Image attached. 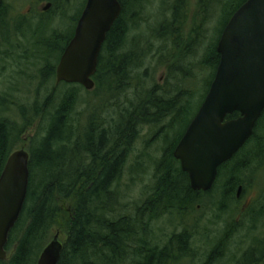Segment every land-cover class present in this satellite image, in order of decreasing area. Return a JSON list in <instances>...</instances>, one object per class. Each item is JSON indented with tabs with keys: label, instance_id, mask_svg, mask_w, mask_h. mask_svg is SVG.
<instances>
[{
	"label": "trees",
	"instance_id": "trees-1",
	"mask_svg": "<svg viewBox=\"0 0 264 264\" xmlns=\"http://www.w3.org/2000/svg\"><path fill=\"white\" fill-rule=\"evenodd\" d=\"M12 1L15 6L22 0ZM45 1L50 2V10L39 15L35 22L28 20L27 15L13 17L11 7L6 8L7 0L0 4V60L18 62L29 58L28 50L33 51L31 57L43 61L39 69L41 86L55 79L56 64L73 35L85 0H79L81 3L72 17L67 20L63 17L62 25L67 27L64 32H48L47 18L53 12L59 13L61 8L66 7L62 14L67 8L72 10L75 0ZM118 1L122 11L106 34L94 74L95 85L85 91L86 96L81 94L84 90L81 85L60 82L43 99L35 96L28 111L15 101L11 91L16 84L0 95V113L18 105L17 113L22 117V124H18L0 115V174L33 118L40 115L46 120L42 134L37 133L28 147L26 198L8 234L4 247L7 257L0 264H35L56 231L64 234L57 264H191L195 235L184 217L206 205L213 212L233 209L243 216L240 221L226 222L205 259L192 263L219 264L232 236L247 226L244 221L252 222L254 228L260 222L264 192L256 206L241 212L237 188L241 186L242 193L249 186V179H245L248 169L264 167V109L250 138L218 167L210 190L192 189L187 173L173 156L213 79L219 61L216 44L221 31L245 0H199L195 21L184 39L180 34L185 23L186 0H160L164 18L156 27L146 26V29L141 19L149 16L143 15L144 9L153 0ZM218 10V19L207 33V25ZM67 21L69 26L64 25ZM216 26L218 33L213 41L212 31ZM154 39L162 41L157 47L158 58L168 59L177 52L175 67L169 68L166 83L154 82L150 88H142L141 82H136L139 88L128 93L135 81H140L136 77L155 46ZM20 49L25 52L19 54ZM207 69L210 78L192 111L196 94L190 82L204 77ZM81 113L85 116L83 121L78 116ZM238 115L233 112L226 118ZM142 125L153 127L152 136L160 137L163 145L160 156L152 163L151 183L143 187L144 196L138 201L134 199L131 206L129 201L124 203L129 195L121 189L120 180ZM144 164L140 155L139 159L136 155L131 166L133 178ZM206 196L210 197L208 204ZM166 216L169 220L178 218L181 228L159 237L155 225ZM193 224L196 226V222ZM231 259L233 264L263 262L264 235L253 239L240 256Z\"/></svg>",
	"mask_w": 264,
	"mask_h": 264
},
{
	"label": "water",
	"instance_id": "water-1",
	"mask_svg": "<svg viewBox=\"0 0 264 264\" xmlns=\"http://www.w3.org/2000/svg\"><path fill=\"white\" fill-rule=\"evenodd\" d=\"M48 7L49 3L43 9ZM120 11L118 0H86L57 62L56 84L77 83L87 90L94 87L92 76L101 46ZM216 51L219 61L210 86L173 150L194 190L212 188L218 167L250 138L264 109V0H245L236 8L221 31ZM233 112H238V117L226 118ZM28 162V151L15 149L0 174V260L7 257L8 234L26 198ZM240 190L241 186L237 195ZM61 250L56 233L35 264H57Z\"/></svg>",
	"mask_w": 264,
	"mask_h": 264
},
{
	"label": "rangeland",
	"instance_id": "rangeland-1",
	"mask_svg": "<svg viewBox=\"0 0 264 264\" xmlns=\"http://www.w3.org/2000/svg\"><path fill=\"white\" fill-rule=\"evenodd\" d=\"M166 1L172 2L173 0ZM186 1L187 3L185 4L183 11V20L185 23H183L184 27H182L180 34L183 39L191 29L193 21H195L194 18L198 13L197 11L199 3V0ZM12 3V0H7L8 5L6 8L9 9V7H11V15L13 17L27 15L28 20H32L34 22L37 20L39 15L41 16L42 13H48L51 7L50 4L47 10L43 12L42 9L48 3H50L45 0L40 2L38 0H22L20 4L16 3L15 6ZM80 3L79 0H75L74 8L72 10H69L67 8L66 12L63 14L61 12L63 8L60 9L59 13H51V18H47V21L49 22L47 26L48 32L53 30L64 32L65 30H67V27L62 25V19L63 17H66L67 20L68 17H72L76 13V7L78 8ZM147 7L148 8L144 9L145 12L143 15L149 16L146 18V20L141 19V21L144 22L143 25H145V29L146 26L156 27L158 22H160L164 18V12L160 0L151 1ZM219 13L220 11L218 10L212 17V21L210 22V24L207 25V33L211 32L214 25L213 23L216 19H218L217 15L219 16ZM59 19L60 21H58ZM66 24L67 26H69L70 23H68V21L64 22V25ZM217 33L218 26L213 29L211 40L214 41L216 39ZM161 42V40L154 39L155 46L152 47V52H150L149 56L146 57L144 67H142V69L139 71L140 75H136L138 76L136 78L140 79V81H135V85L133 86L132 84L133 89H129L128 93L134 91L135 88H139L138 83L136 82H141L139 84L142 85V88H150L154 82L166 83L164 81H166L167 79L169 68L175 67L177 61L175 57L177 55V52H175L174 56H171L168 59H164L162 57L158 58L157 56L159 55V49L157 47H159L158 45ZM146 48L149 47L146 46ZM24 52V49H20L18 53L21 54ZM27 52L29 54V58H21L18 62H13L12 60L8 59L4 61L0 60V95L3 94L4 91H8V87L10 85H12L13 83L16 84V87H13L11 91L15 96V101L18 105H23V107H25L29 111V108L31 106L30 103L34 101L35 96L39 99H43L45 95L49 93L52 87H58L61 84H56V79L51 78L46 83L44 82L45 84L41 86L42 80L39 77V69L41 68L43 61H40L38 58L31 57L33 51L28 50ZM143 72H145V74H143ZM203 76L204 77L199 76V79L197 81L192 80L190 82L191 89L196 94L192 100V111L196 108V105L201 100L202 93L204 92L207 81L210 78V70H205ZM93 80L95 81V77H93ZM185 84L188 85V83ZM85 91L88 90L84 89L81 91V94L83 96H86ZM18 105H11L9 110L0 113V115L7 116L12 120L18 121V124H22V117H19L17 113ZM78 116L79 118H82V121L85 119V116L82 113L78 114ZM32 121V124L28 125L24 130L20 140L16 142L13 150L24 148L28 151L31 139L33 140L37 133L42 134L43 127L46 124V120H43L42 117L38 115V117L35 116ZM153 132L154 128L150 127L149 125H142V127H140L138 138L133 145L134 151L132 150L128 156L125 164V170L120 180L121 189L124 188L129 195L124 198V203L126 201H129L131 206L133 205L134 199L138 201L144 196L142 189L145 185L151 183L153 160L156 157L160 156L161 153V146L163 145V142L161 141L160 137L152 136ZM136 155L138 159L140 155V159L143 161V163L145 162V164L144 167H142L138 171L137 175H135V177L133 178L131 166L133 165V160ZM263 169L264 167L257 168L253 166L251 169H248L245 172V179H249L247 180L249 186L242 193L241 188L238 196V201L240 200L239 206L242 207L241 212L244 211L245 208L249 209L252 206H256L257 202H260L258 200L262 192H264ZM141 170L143 171L141 172ZM213 195L215 196V194ZM209 198V196L205 197L207 204L210 202ZM207 206L209 205H206V207L204 208L199 207L197 208V210L191 212L190 215L184 217V222L187 223L190 230H192L195 235V239L193 242L194 244L192 245L193 256L190 260L191 264L193 262L199 263L200 261L205 259L207 253L210 252L211 246L214 244L217 238L220 237V233L223 230L226 222H230L233 219H235L236 221H240L241 218H243V216H241L242 213H239L240 211H234L233 209H231V212L225 211L219 213L218 211L213 212ZM177 219L178 218H172L171 220H169V218L166 216L158 220L155 225V232L159 235V237H163L164 233L169 234L175 229L179 231L181 226L178 225ZM194 222H196V226L193 224ZM244 223L247 226L239 228L238 232H236L232 236L229 241L227 253L222 257L221 261L218 262L219 264H233L234 261L231 259L232 256H240L242 252L250 245L253 239L262 237L264 235V212L260 216V222L257 223L258 226L256 228L250 225V223L252 222H250L249 220L244 221ZM56 233H58V239L60 241H63L64 234H59V231H56Z\"/></svg>",
	"mask_w": 264,
	"mask_h": 264
},
{
	"label": "flooded vegetation",
	"instance_id": "flooded-vegetation-1",
	"mask_svg": "<svg viewBox=\"0 0 264 264\" xmlns=\"http://www.w3.org/2000/svg\"><path fill=\"white\" fill-rule=\"evenodd\" d=\"M85 2H86V0L84 1V5H85ZM49 5H50V3H49ZM84 5L82 6V8H81V11H82V9H83V7H84ZM43 10V12L45 11L44 9H42ZM47 10V9H46ZM81 11H80V13H79V15H78V17L76 18V21H75V26H76V23H77V20H78V18H79V16H80V14H81ZM121 11H122V9H121ZM121 11H120V13H121ZM120 15V14H119ZM75 26H74V29H75ZM74 32V31H73ZM73 36V35H72ZM70 40V39H69ZM68 43V42H67ZM65 48V47H64ZM94 77V76H93ZM164 82H166V81H164ZM155 83H158V82H155ZM161 84V83H160Z\"/></svg>",
	"mask_w": 264,
	"mask_h": 264
}]
</instances>
